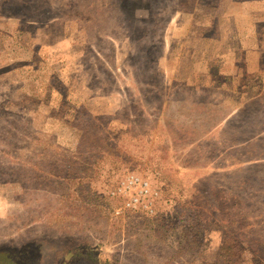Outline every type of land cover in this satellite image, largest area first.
I'll list each match as a JSON object with an SVG mask.
<instances>
[{
  "label": "rangeland",
  "instance_id": "rangeland-1",
  "mask_svg": "<svg viewBox=\"0 0 264 264\" xmlns=\"http://www.w3.org/2000/svg\"><path fill=\"white\" fill-rule=\"evenodd\" d=\"M0 264H264V0H0Z\"/></svg>",
  "mask_w": 264,
  "mask_h": 264
},
{
  "label": "built area",
  "instance_id": "built-area-1",
  "mask_svg": "<svg viewBox=\"0 0 264 264\" xmlns=\"http://www.w3.org/2000/svg\"><path fill=\"white\" fill-rule=\"evenodd\" d=\"M138 189L137 194L131 196V198L126 203V207L129 210H138L140 208H145L149 212H153L151 208H149V204H143L144 201L152 198L153 189L151 185L139 178L130 177L128 178L117 191L113 192L114 195L125 196L130 194L133 190ZM144 205V206H143Z\"/></svg>",
  "mask_w": 264,
  "mask_h": 264
},
{
  "label": "trees",
  "instance_id": "trees-1",
  "mask_svg": "<svg viewBox=\"0 0 264 264\" xmlns=\"http://www.w3.org/2000/svg\"><path fill=\"white\" fill-rule=\"evenodd\" d=\"M237 249L239 248L237 246L234 247L233 241H231V239L229 240L226 239L224 246L221 248V252L225 250L226 252H224V254L229 256L230 255L229 252L233 250L234 253L233 255H236Z\"/></svg>",
  "mask_w": 264,
  "mask_h": 264
}]
</instances>
